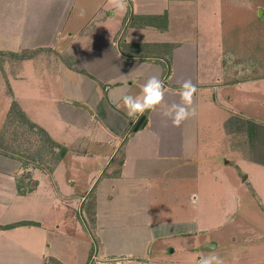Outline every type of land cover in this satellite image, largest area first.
I'll return each mask as SVG.
<instances>
[{
    "label": "crops",
    "instance_id": "crops-1",
    "mask_svg": "<svg viewBox=\"0 0 264 264\" xmlns=\"http://www.w3.org/2000/svg\"><path fill=\"white\" fill-rule=\"evenodd\" d=\"M92 1V5L82 2L80 10L83 14L79 13L71 20L69 15L76 0H0V55L40 50L38 52L47 66L57 58L58 62L50 67V71L62 77L59 81L61 96H57L58 99L50 97L54 103L63 104L52 115L58 117L57 113L61 111L68 118L62 123L71 129L70 113L75 114L78 107L83 108L85 115H79L83 123L82 127L74 129L78 130L76 136L98 126L113 132L112 123L118 128V135L123 133V138L125 131L132 129L139 119L127 116L122 96H139L143 84L152 76L164 82V101L155 110L143 114V121L131 131L130 137L116 141L113 150L101 163L105 170H97L89 176L83 194V191H73V197L65 194L57 197L58 200L54 196L49 199L34 195L33 191L20 195L13 178L0 176V202L7 206L9 215L13 209L17 215L1 226L18 221L37 225L0 228V264H45L50 257L61 264H77L74 260L76 250L70 247L67 251V255L72 256L70 261L61 262L58 257L60 242H47V232L40 228L45 227L41 219L47 211L39 210V204H49L50 208L56 201L74 203L77 213L83 216L84 224L73 228L68 226L63 232L68 243L84 241L85 254H82L80 264H161V241L176 237L198 242V234L208 232L209 227L199 226L197 200L199 202L200 194L203 212L208 213L213 221L211 228L220 226L214 223L211 214H217L221 209L211 207V201L203 197L200 187L205 188L203 184L208 180L203 178L215 176L219 167L214 168L212 146L205 148L204 135L209 128L199 129V113L204 123L208 115L218 109L227 113L225 120L231 114L244 117L237 108H220L217 90L229 83L240 90L243 84L264 82V74L258 73V60L233 55L221 46L216 51L206 47L205 40L212 37L198 21L204 5L202 0H127L124 11L113 9L109 0ZM43 6L47 8L46 14L39 11ZM181 6L189 11L188 15ZM134 13L139 23L130 27ZM95 15L96 26L88 28ZM189 15L196 23V33L193 39L181 40L179 33L187 28L182 19H191ZM262 15V10L258 9L256 16ZM116 17L126 22L125 29L118 28ZM92 39L99 41L94 43ZM217 39L220 40L221 36ZM72 43L75 49L71 50L69 44ZM165 70L167 74H164ZM225 72H229L228 79L221 81V73ZM188 80L197 89L192 105L195 114L176 127L165 113L172 104L181 103L179 91ZM21 82L30 86L33 83L27 79ZM233 100L238 99L234 97ZM98 118L100 122H97ZM106 118L114 121L109 125ZM235 128V123H223L222 130L229 136L224 143V153L229 155L235 153L231 147L233 136L242 132ZM254 132V144H247L246 136L243 138L241 148L248 153L244 151L240 160L258 164V168L264 170V159L261 162L262 159H256V153L250 152L257 148L264 158V126L257 131L259 138ZM96 134L89 137L90 142L101 141ZM243 149L238 150L239 153ZM230 165L236 168L238 177L243 173L236 160ZM31 174L40 180L45 176L41 169H35ZM246 181L247 176L241 180L242 183ZM251 190L262 205L259 193L252 185ZM215 194L211 193L210 200L218 197ZM23 198L24 201L16 200ZM27 206L31 217L18 211L28 209ZM205 243L191 246L188 252L194 260L180 264H199L202 251L212 245ZM247 243L251 245L242 244L239 248L237 262L264 264V242ZM213 248L216 249L217 244Z\"/></svg>",
    "mask_w": 264,
    "mask_h": 264
},
{
    "label": "rangeland",
    "instance_id": "rangeland-1",
    "mask_svg": "<svg viewBox=\"0 0 264 264\" xmlns=\"http://www.w3.org/2000/svg\"><path fill=\"white\" fill-rule=\"evenodd\" d=\"M202 1H204V5L199 11L198 21H200L204 31H210L209 35L212 37L210 40H205L206 47L216 51L221 46L222 49L233 55L246 58L254 57L258 60V73L264 74V0ZM82 2H86L88 5L93 4L92 0H76L69 19L73 20L75 16L81 13ZM180 8L185 14H189L184 6ZM258 9L263 12L261 17L256 16ZM110 10L112 11V8ZM110 10L107 12L109 13ZM39 11L46 14L47 8L39 7ZM189 17L191 18L189 20L186 19L188 17L182 19V23H185L187 28L180 31L179 39L181 40L193 39V35L196 33L194 32L196 27L194 18L191 15ZM96 18L95 15L88 28L96 26ZM137 19L138 17L134 13L128 26L134 27L138 24L139 19ZM116 20L118 28H126L125 21H121L119 17H116ZM218 36H221V44L220 40L217 39ZM98 41V39H92L94 43ZM69 45V49H75L73 43ZM38 51L33 53L19 51L16 54L0 55V141L3 146L8 147L7 155L0 153V176L13 178L15 183L17 182V187L20 185L21 189L23 186L22 192L18 190L20 195H27L33 191L34 195L49 199L54 196V199L58 200L57 197L65 194L73 197V191L78 193L83 191L81 193L83 194L89 183V176L97 170L101 169V172L105 170L104 164H101L102 161L113 150L116 141L124 140L132 135L131 131L135 129L136 124L132 129L126 128L122 138L123 133L119 135L116 133L118 128L113 127L111 122L114 120L112 118H106L109 125L111 123L113 132L110 133L105 129H99L97 122H100L101 119L98 118L97 122H94L98 127L76 136L75 133L78 130L75 131L74 129L77 126L82 127L83 122L79 115H85L83 108L78 107L77 113H70L69 120L73 123L71 129L66 128L62 123L68 118H65L61 111L57 113L58 117L52 115L57 107L59 108L63 104V102L54 103L51 98L54 96V99H58L57 96H61L59 81L62 77L57 72L50 71V67L58 62L57 58L51 65L47 66L44 57L40 56ZM2 62L4 64H1ZM228 74L229 72L221 73V81L228 79ZM67 76L68 72H66ZM22 79L32 80L33 83L31 86L26 83L24 85L22 84L24 82H21ZM222 84L224 83L222 82ZM244 89H248V91ZM227 96L230 98L226 99ZM234 97L238 100H233ZM217 101L221 104L220 108L226 110L230 107L237 108L244 117L231 114L229 119L232 120H225L227 113L225 114L224 111L218 109L208 115L205 122L207 124H205L199 113V129L209 128L208 133L205 132L204 135L205 148L212 146L210 152L213 153V160L216 162L214 168L219 167L214 172L215 176L203 178L208 180V183L203 184L205 188L201 185L200 187L201 191L204 192L203 197L205 196L204 198H207L208 202L211 201V207L218 206L221 210L217 214L215 212L211 214V218L214 217V223L220 226L211 228L213 221L209 219L208 213L203 212L200 202L202 194H200L199 202L197 200L199 226L210 229L208 228V232L198 234L199 237L196 238V241H206V243L212 244L211 247L202 251V256L214 255L222 259L223 264H234L238 260L239 248L242 244L251 245L247 242H264V170L258 168V164L240 160L242 153L244 154L246 151L241 148L244 146L243 138L246 136L245 142L247 144H254L256 136L253 135V132L255 131L254 133L259 138L260 135L257 131L264 126V82L252 85L243 84L240 90L230 83L221 86L217 90ZM85 107L88 109L86 105ZM87 115L89 114L87 113ZM228 116L230 115L228 114ZM30 122L35 125V128L42 131L38 132L29 127ZM117 122L120 121L117 119ZM231 122L235 123V130L238 128V132L240 130L242 132L233 136L232 140L234 141L231 140V147L235 149V153L231 152L229 155L224 153V143L225 140L227 141L226 137L229 136H226L222 129L223 123L231 124ZM260 124H262L261 127L257 126ZM92 134H96L101 141L98 143L90 142L89 137ZM47 136L54 140L58 146L52 148ZM63 148L64 154L59 153V149L62 150ZM241 149L243 150L239 153L238 150ZM250 152L256 153V159H262L261 162H263L264 158L257 148ZM212 153L209 154L212 155ZM198 159L201 160V157ZM233 160L240 164L241 172L246 174L248 181L245 183L241 182L236 168L230 165ZM35 169L38 171L41 169L45 173L42 180L37 176L31 177V173ZM251 185L259 193L262 205L260 200L254 197ZM211 193H216L215 196L218 197L210 200ZM225 196H227L226 199H224ZM16 200L24 201L25 198ZM39 205V210L47 211L41 219L45 227H40L43 232H47L46 241L60 242L61 248L58 257L63 263H67L72 257L67 255L68 248L75 249L76 259L74 260L80 264L83 260L84 241L68 243L63 233L68 226L84 224L83 216L77 213L74 203L66 204L56 201L54 204L52 203L50 208H48L49 204ZM29 206L31 209L33 208L32 205L29 204ZM6 209L7 206H4L1 201L0 226L7 219L17 216L16 209H13L10 215ZM18 211L23 216L29 215L31 217L28 213L29 208H20ZM57 225L59 228H56ZM198 242H190L186 238L176 237L161 241V264H180V262L194 260V257L189 255L188 249ZM215 244H217L216 249L213 248ZM237 264L240 263L237 262Z\"/></svg>",
    "mask_w": 264,
    "mask_h": 264
},
{
    "label": "clouds",
    "instance_id": "clouds-1",
    "mask_svg": "<svg viewBox=\"0 0 264 264\" xmlns=\"http://www.w3.org/2000/svg\"><path fill=\"white\" fill-rule=\"evenodd\" d=\"M109 4L115 10L124 11L127 0H109ZM83 14V12H81ZM166 89L164 82L157 76L150 77L141 88L139 96L123 95L122 103L126 109L127 116L139 119L146 111L155 110L164 101ZM197 92L196 86L190 81H185L180 88V104H172L165 113L172 120L173 126L179 127L182 122L195 114L193 105L194 94ZM199 264H223V260L218 256H202Z\"/></svg>",
    "mask_w": 264,
    "mask_h": 264
},
{
    "label": "trees",
    "instance_id": "trees-1",
    "mask_svg": "<svg viewBox=\"0 0 264 264\" xmlns=\"http://www.w3.org/2000/svg\"><path fill=\"white\" fill-rule=\"evenodd\" d=\"M167 73L168 72L165 70L164 74H167ZM29 127H31L34 130L36 129L38 132L42 131L41 129L35 128V125L33 123H31V122L29 124ZM47 137H48V140H49V144H51L52 148L58 146V144L54 140H52L49 136H47ZM7 149H8V147L3 146L2 142L0 141V153H2L4 155H7V153H8L6 151ZM63 151H64V148L62 150L59 149V153L64 154ZM22 189H23V186H22ZM22 189H21V186L19 185V191L20 192H22ZM23 224L30 225V224H36V223L35 222H30V221H18V222L10 223V224L3 225V226H0V227L5 229V228H10V227H14V226H17V225H23ZM45 264H61V263L57 259L50 257L49 260Z\"/></svg>",
    "mask_w": 264,
    "mask_h": 264
},
{
    "label": "water",
    "instance_id": "water-1",
    "mask_svg": "<svg viewBox=\"0 0 264 264\" xmlns=\"http://www.w3.org/2000/svg\"><path fill=\"white\" fill-rule=\"evenodd\" d=\"M143 118H144V116H142V117L139 118V120H138L137 123H136L135 128L139 126V124L143 121ZM115 158H116V157H115ZM110 165H112V164H110ZM239 177H240V179L243 181V180L246 178V174H245V173H240V174H239ZM207 246L210 247L209 245H207Z\"/></svg>",
    "mask_w": 264,
    "mask_h": 264
}]
</instances>
